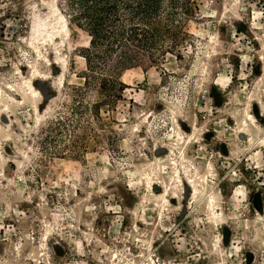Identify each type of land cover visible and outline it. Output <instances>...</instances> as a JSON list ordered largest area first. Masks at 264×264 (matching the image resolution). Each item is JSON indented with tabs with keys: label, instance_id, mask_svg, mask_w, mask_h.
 I'll return each mask as SVG.
<instances>
[{
	"label": "rangeland",
	"instance_id": "obj_1",
	"mask_svg": "<svg viewBox=\"0 0 264 264\" xmlns=\"http://www.w3.org/2000/svg\"><path fill=\"white\" fill-rule=\"evenodd\" d=\"M65 1L0 0V264H264V0H173L120 92Z\"/></svg>",
	"mask_w": 264,
	"mask_h": 264
},
{
	"label": "trees",
	"instance_id": "obj_2",
	"mask_svg": "<svg viewBox=\"0 0 264 264\" xmlns=\"http://www.w3.org/2000/svg\"><path fill=\"white\" fill-rule=\"evenodd\" d=\"M65 3L75 25L89 38L83 55L86 67L83 84L88 85L95 70H102L101 65L109 72L114 92L124 88L120 82L122 72L136 67L143 53L152 55L160 37L168 36L174 25L171 13L164 19L159 15L163 8L171 12L173 0H66ZM114 97H110V103Z\"/></svg>",
	"mask_w": 264,
	"mask_h": 264
},
{
	"label": "bare ground",
	"instance_id": "obj_3",
	"mask_svg": "<svg viewBox=\"0 0 264 264\" xmlns=\"http://www.w3.org/2000/svg\"><path fill=\"white\" fill-rule=\"evenodd\" d=\"M55 11H58V9L55 7ZM63 18V17H62ZM63 20H64V18H63ZM46 26V25H45ZM48 27V26H47ZM46 27V30L48 31L49 29ZM34 70V69H33ZM32 71V70H31ZM34 73H36V70H35V72ZM43 76H44V74H43ZM31 77V76H30ZM43 77H40L39 75H35L33 78H32V80H26V81H24V84H25V87H26V91H28L27 92V94L29 95V97H31V98H36V99H39V98H41V95H40V92L38 91V90H36L35 88H34V86H33V82L32 81H34V80H38V79H42ZM5 90H7V92H12V93H14V90L13 89H8V88H5ZM8 93V94H9ZM11 94V93H10ZM4 95H5V97H6V99H10L11 100V98H10V96L9 95H7L6 93H4ZM24 97V96H23ZM2 110L3 111H6L7 110V105L5 104L4 105V107L2 108ZM37 115L39 116L40 114L39 113H37ZM2 116V115H1ZM249 117V119L250 120H252V122H254V119H253V117L252 116H248ZM248 119V118H247ZM248 119V120H249ZM244 120H245V118H244ZM251 122V121H250ZM246 125H248V123L246 124V122L244 121L243 122V128H245V127H248V126H246ZM248 129V128H247ZM246 130V129H245ZM243 131H241V133H242ZM246 132H247V130H246ZM175 172L177 173V171L175 170ZM177 178L179 177V173H178V175L176 176ZM188 179V181H189V183H190V185H191V187L193 188V191L194 192H196V185H195V183H194V181L193 180H191L190 178H187ZM207 195H208V197H207V199L209 200L208 201V206H209V203H211L212 202V196L209 194V193H207ZM166 201V200H165ZM217 210V209H216ZM214 213V215H215V213H217V211L216 212H213Z\"/></svg>",
	"mask_w": 264,
	"mask_h": 264
},
{
	"label": "water",
	"instance_id": "obj_4",
	"mask_svg": "<svg viewBox=\"0 0 264 264\" xmlns=\"http://www.w3.org/2000/svg\"><path fill=\"white\" fill-rule=\"evenodd\" d=\"M38 91H39V90H38ZM40 95H42L41 92H40Z\"/></svg>",
	"mask_w": 264,
	"mask_h": 264
}]
</instances>
